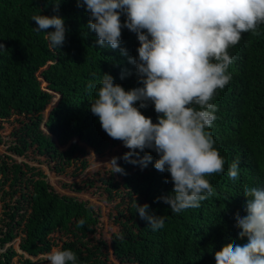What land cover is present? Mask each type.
Returning <instances> with one entry per match:
<instances>
[{
    "label": "trees",
    "instance_id": "1",
    "mask_svg": "<svg viewBox=\"0 0 264 264\" xmlns=\"http://www.w3.org/2000/svg\"><path fill=\"white\" fill-rule=\"evenodd\" d=\"M37 14L63 18L62 46L53 50L36 31ZM88 21L77 0H60L58 10L52 0H0V264H42L54 248L72 250L78 264H216L223 245L247 243L236 227L245 187L264 188V24L228 49L231 80L211 101L209 130L225 161L223 173L207 177L214 196L173 213L157 199L173 189L154 167L158 154L145 150L147 167L126 162L128 149L90 110L104 73L125 90L142 86L129 61L138 58L137 35L124 27L117 49L101 48ZM140 111L157 121L151 102ZM107 156L125 174L98 167ZM137 203L162 215L164 227L153 231Z\"/></svg>",
    "mask_w": 264,
    "mask_h": 264
},
{
    "label": "clouds",
    "instance_id": "2",
    "mask_svg": "<svg viewBox=\"0 0 264 264\" xmlns=\"http://www.w3.org/2000/svg\"><path fill=\"white\" fill-rule=\"evenodd\" d=\"M52 2L58 10L60 0ZM77 4L89 13L88 28L101 48L117 49L124 27L139 41L138 58L129 61L142 86L125 90L104 73L91 113L110 138L128 149L123 155L126 162L147 167L152 156L145 150L158 154L154 167L168 172L173 184L172 192L158 200L173 213L199 208L214 196L207 177L223 173L225 164L209 130L217 111L211 101L231 80L228 49L239 43L242 33L259 35L264 0H77ZM31 19L36 31L46 33L53 50L63 45L62 17L37 14ZM148 102L154 104L156 122L140 111ZM141 152L145 154L140 156ZM117 160L114 156L106 162L111 173L125 174ZM238 165V160L230 165V179L238 177ZM244 196L246 215L236 217V227L247 243L223 245L215 252L216 264H264V188L245 187ZM135 207L153 231L164 227V217L149 213L147 203ZM84 223L80 220L78 226ZM46 259L48 264H78L70 249L54 248Z\"/></svg>",
    "mask_w": 264,
    "mask_h": 264
},
{
    "label": "rangeland",
    "instance_id": "3",
    "mask_svg": "<svg viewBox=\"0 0 264 264\" xmlns=\"http://www.w3.org/2000/svg\"><path fill=\"white\" fill-rule=\"evenodd\" d=\"M6 150H5V147L3 146H0V159L1 157L3 156V154H5ZM110 160V158L107 156L105 158H103L102 160H99L98 162V167H102V166H108L110 167L106 162H108ZM0 213H1V202H0ZM17 243H18V240H16L14 242V247L17 248ZM47 256V255H45ZM42 264H48V261L45 259L42 261Z\"/></svg>",
    "mask_w": 264,
    "mask_h": 264
}]
</instances>
